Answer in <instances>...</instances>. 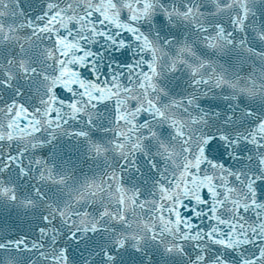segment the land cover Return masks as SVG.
Listing matches in <instances>:
<instances>
[{
	"label": "snow or ice",
	"instance_id": "snow-or-ice-1",
	"mask_svg": "<svg viewBox=\"0 0 264 264\" xmlns=\"http://www.w3.org/2000/svg\"><path fill=\"white\" fill-rule=\"evenodd\" d=\"M0 264H264V0H0Z\"/></svg>",
	"mask_w": 264,
	"mask_h": 264
}]
</instances>
